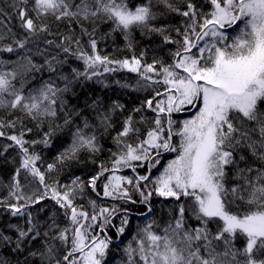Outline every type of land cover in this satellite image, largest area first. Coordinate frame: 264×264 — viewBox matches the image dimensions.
<instances>
[{"label":"snow or ice","instance_id":"obj_1","mask_svg":"<svg viewBox=\"0 0 264 264\" xmlns=\"http://www.w3.org/2000/svg\"><path fill=\"white\" fill-rule=\"evenodd\" d=\"M0 264H264V0H0Z\"/></svg>","mask_w":264,"mask_h":264}]
</instances>
